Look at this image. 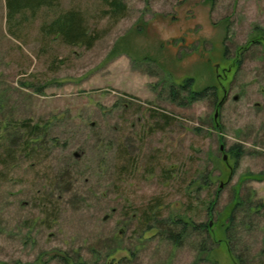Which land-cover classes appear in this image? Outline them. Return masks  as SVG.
Wrapping results in <instances>:
<instances>
[{
	"label": "rangeland",
	"instance_id": "rangeland-1",
	"mask_svg": "<svg viewBox=\"0 0 264 264\" xmlns=\"http://www.w3.org/2000/svg\"><path fill=\"white\" fill-rule=\"evenodd\" d=\"M122 2L119 19L108 0H53L8 22L0 0V123L41 127L30 158L0 166V263L264 264V46L249 45L264 0ZM72 10L91 47L47 33ZM188 78L221 109L172 102ZM175 216L209 228L175 244Z\"/></svg>",
	"mask_w": 264,
	"mask_h": 264
},
{
	"label": "trees",
	"instance_id": "trees-1",
	"mask_svg": "<svg viewBox=\"0 0 264 264\" xmlns=\"http://www.w3.org/2000/svg\"><path fill=\"white\" fill-rule=\"evenodd\" d=\"M109 9L108 16L113 19H119L124 16L126 11V6L123 4L122 0H108ZM53 0H6L7 8V18L8 22H13L16 19V16L23 14L27 11L34 16L37 11L42 8H52ZM47 33L49 35L60 36L63 41L70 45H87L91 47L94 44L95 38L93 35H89L87 28L85 27V21L83 15L75 10L68 11L59 15L56 19L47 28ZM12 35H15L12 33ZM249 45L251 46H264V29L255 27L253 35L249 40ZM226 52V50H225ZM224 52V56L226 53ZM244 55V49L239 50V57L235 61V67L238 69L242 63V57ZM194 85V80L192 78L186 79L180 85H172L169 92L172 102L178 104L179 106H185L193 102L210 100L214 102L216 110H220L222 107L221 101L219 102L218 88L214 85L206 86L201 90L192 89ZM185 94L186 97L181 98L182 94ZM165 120H171L170 116L163 115ZM216 128H219L216 126ZM26 130V133L21 134ZM41 127L39 125L30 126L28 123H11L9 125H3L0 123V150L3 154H0V166L3 168H8L10 165H13V159L18 155H24L26 157H31L34 153L35 143L40 139ZM5 131V133H4ZM15 132L17 136H14L13 139H10V134ZM9 136V137H8ZM229 152L234 157L235 161L242 156L241 147L238 145L233 146ZM3 168V169H4ZM125 167H122V171ZM2 171V170H1ZM0 171V177L3 174ZM203 184L208 186L207 180H203ZM200 189L203 188V185L199 186ZM199 190V189H198ZM194 194V193H192ZM216 199L210 202L208 207V212L212 216L214 204ZM157 205H149L142 215L139 216L141 220V227L148 230L155 228L157 222H160V211L156 210ZM168 224L164 223L166 231L164 232L167 235V238H174L175 244L179 243L180 238L183 235L187 234L189 230H206L209 228V225L204 224L197 226L191 222L185 220L184 217L175 216L170 217ZM152 223L155 224L152 226ZM174 231H179L178 234L174 237ZM228 231V230H227ZM243 264L242 262H238ZM2 264V263H0Z\"/></svg>",
	"mask_w": 264,
	"mask_h": 264
},
{
	"label": "water",
	"instance_id": "water-1",
	"mask_svg": "<svg viewBox=\"0 0 264 264\" xmlns=\"http://www.w3.org/2000/svg\"><path fill=\"white\" fill-rule=\"evenodd\" d=\"M238 99V97L236 96L235 98H234V100H237ZM217 116V115H216ZM221 149L223 150L224 149V146H221Z\"/></svg>",
	"mask_w": 264,
	"mask_h": 264
}]
</instances>
